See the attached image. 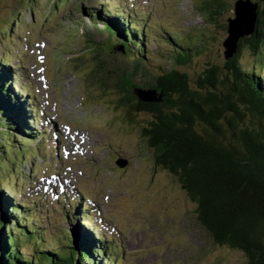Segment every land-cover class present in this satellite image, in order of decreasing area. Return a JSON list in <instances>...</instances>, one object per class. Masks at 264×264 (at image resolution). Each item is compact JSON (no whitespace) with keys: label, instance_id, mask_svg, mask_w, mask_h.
Instances as JSON below:
<instances>
[{"label":"rangeland","instance_id":"rangeland-1","mask_svg":"<svg viewBox=\"0 0 264 264\" xmlns=\"http://www.w3.org/2000/svg\"><path fill=\"white\" fill-rule=\"evenodd\" d=\"M48 1L0 0V56L3 61H11L7 57L14 54L18 67H31L35 56L28 43L54 41L45 45L41 51L42 60L37 64L44 71V90H36L41 84L34 79L37 78L35 71H25L31 82L26 86L35 92L39 107L40 130L46 132L42 144L52 162L56 159L54 148L60 152L57 160L60 171L52 180L54 184L43 182L36 186L40 200L36 209L33 208L36 213L33 216L45 243L54 250L66 248V230L73 227L67 221L62 222V213L54 209L57 207L55 199L61 193L69 198L71 188L79 180L77 188L85 191L90 185L85 194H97L88 200H97L99 203L96 205L102 210L107 205V219L126 237L124 260L118 263L245 264V258L239 251L211 242L195 221V205L186 198L175 178L160 168H153L152 155L141 136L151 117L136 111L127 117L125 107L119 105V98L125 91L116 86V82H124L125 79L131 80L133 86H150L160 74L167 76L170 71H175L184 76L190 88L197 89L199 83L206 80L203 76L211 66L218 71L220 80L225 72L224 63L230 58L225 59L224 56L222 42L227 33L222 27L229 16L234 17L232 9L236 0H224L226 7L217 20L214 19L217 21L214 24L207 20L209 7H204L207 3L213 5V0H150L149 6L146 0H136L139 8L148 6L143 23H147L146 30L150 32L138 67H135L138 55L133 60L132 53L126 56L120 50L106 49L104 44L108 37L103 29L86 25L85 36L89 42L84 41V34L82 37L77 33L82 16L78 10L74 11L75 6L81 3L83 12L93 8L101 11L99 0H56L54 6L57 11L52 10L54 7L47 9ZM109 1L111 9L123 4L121 0ZM126 1L131 8L134 0ZM66 2L72 3L65 5ZM18 18L21 21L17 27ZM12 19L14 21L8 26ZM163 29L178 41H172L174 46L165 43L168 34H164L162 40ZM7 32L10 36L6 35ZM197 43V47H190ZM111 44L114 49L118 45ZM179 44L183 50L191 48L188 51L191 55L179 49ZM239 61L247 70L254 65V58L247 48L243 49ZM44 108L56 117L58 123L70 128L56 123L51 125L45 117L40 118L44 116ZM46 127L52 131L50 136ZM54 130L64 135L62 144ZM70 134L77 135L74 142L81 152L90 149L86 156L92 150L96 151L93 160L78 158L82 155L76 154L75 149L65 150V146L70 148L72 142ZM81 135L88 136L89 142ZM26 145L9 149L6 157L0 156V185L12 183L15 189L26 185L29 190L32 188L30 184L39 176L37 167L41 179L53 173L52 163L46 160L43 149L38 146L30 150L25 148ZM118 156L128 160L123 169L114 165L113 160ZM81 161L83 167L79 163ZM95 182L97 187L92 191ZM23 195L16 196L18 202L30 200ZM37 200L38 197H34L33 201ZM104 213L106 209L102 211ZM109 226L103 219L101 231L111 235ZM112 236L115 241L119 240L116 234ZM21 239L23 246L28 244L32 248L30 241L25 243L24 238ZM111 264H116L114 258Z\"/></svg>","mask_w":264,"mask_h":264},{"label":"trees","instance_id":"trees-1","mask_svg":"<svg viewBox=\"0 0 264 264\" xmlns=\"http://www.w3.org/2000/svg\"><path fill=\"white\" fill-rule=\"evenodd\" d=\"M250 1L257 6L253 32L237 41L220 80L211 66L197 89L190 88L175 71L160 74L150 86H133L129 79L116 86L125 91L119 105L125 107L127 117L133 111L150 115L141 136L152 155L153 168L175 178L195 205L199 228L212 243L242 253L245 264H264V0ZM213 2L204 7H209L207 20L214 24L226 5L224 0ZM222 29L226 32V21ZM122 33L127 48L125 41L134 42V36L126 28ZM191 48L179 49L191 55ZM244 48L254 58L248 70L239 61ZM5 76L0 68V156L4 157L13 136L26 139L30 135L29 116L25 114L19 124L14 111L20 106L12 101ZM133 89L154 91L156 98L161 95L160 101H139ZM14 216L0 211V264H102L90 250L98 244L91 239L80 240L77 249L71 250H48L36 239L34 250L23 246L21 238L33 239L34 229H17Z\"/></svg>","mask_w":264,"mask_h":264},{"label":"water","instance_id":"water-1","mask_svg":"<svg viewBox=\"0 0 264 264\" xmlns=\"http://www.w3.org/2000/svg\"><path fill=\"white\" fill-rule=\"evenodd\" d=\"M256 4L250 0H236L233 5L232 15L234 17H228L226 19V32L227 35L224 38L222 45L225 49V59L232 56L236 49L237 41L242 37H249L254 29L256 14ZM135 96L139 101L146 102H159V97L156 98V93L151 90L142 91L139 89H133ZM122 166L123 164H119Z\"/></svg>","mask_w":264,"mask_h":264}]
</instances>
